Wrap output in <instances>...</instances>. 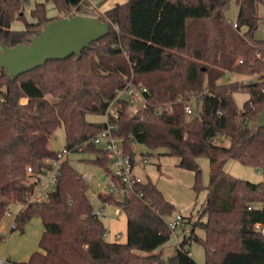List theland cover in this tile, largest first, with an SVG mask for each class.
Returning <instances> with one entry per match:
<instances>
[{"label":"trees","instance_id":"16d2710c","mask_svg":"<svg viewBox=\"0 0 264 264\" xmlns=\"http://www.w3.org/2000/svg\"><path fill=\"white\" fill-rule=\"evenodd\" d=\"M45 1L66 15L87 9L88 15L109 22L110 29L80 56L46 61L10 80L0 68V220L19 202L11 230L23 232L32 217H39L44 227L38 249L27 260L10 264H199L187 247L191 240L202 244L204 264H264V236L253 229L254 223L264 225V183L224 169L232 159L264 174V126L256 127L264 106V39L254 36L257 6L264 0H126L102 14L93 12L91 0ZM230 1L237 5L235 27L225 17ZM24 4L0 0V40L6 46L28 44L54 19L45 16V2H36L30 10L36 21H27ZM14 19L24 20V28L12 29ZM191 25L198 27L191 31ZM225 70L257 79L218 83ZM128 80L147 88V104L128 115L126 101L115 100L117 114L109 121L123 152L134 158L138 143L178 158L179 167L194 172L195 191L204 187L198 158L209 161L199 217L166 258L161 246L170 237L167 222L174 207L149 179L133 184L124 206L112 195L102 198L125 211L124 242L104 238L105 227L86 193L87 181L67 158L45 198L32 197L40 174L51 168L46 160L56 151L47 143L60 125L65 148L76 152L82 145L80 151L93 155L87 160L110 172L105 150L90 140L106 120L88 121L85 115L105 114ZM239 90L248 93L241 107L233 98ZM191 97L200 109L187 119L184 105ZM165 103L170 109L157 113ZM142 154L148 157V152ZM195 227L203 230L202 237Z\"/></svg>","mask_w":264,"mask_h":264},{"label":"rangeland","instance_id":"374dc122","mask_svg":"<svg viewBox=\"0 0 264 264\" xmlns=\"http://www.w3.org/2000/svg\"><path fill=\"white\" fill-rule=\"evenodd\" d=\"M91 6H93V12L95 14H102L100 11L108 6L111 3V0H92ZM121 0H114L113 3H117ZM36 2H45V16L49 18H59L66 16L64 12L59 11L54 7L51 2H46L45 0H25L23 15L24 19L27 21H36L35 17H32L30 14L31 8L34 7ZM99 7V9H98ZM87 9H83L81 13L87 14ZM90 11V10H89ZM257 13L259 16L258 28L254 32V36L258 39H264V3H260L257 6ZM237 14V5L234 1H230L226 10L225 17L229 22H234ZM202 24V23H200ZM24 20L14 19L11 22L10 27L12 29L16 27H24ZM198 25H191V31L194 28H197ZM244 30V28H242ZM257 75L247 76L240 73H237L232 70H225L222 75L218 78V83H229L234 81H255ZM130 81V80H128ZM127 81V82H128ZM233 98L238 107H241L243 102L248 98V93L245 91H236L233 93ZM22 102H26L27 99L22 98ZM191 107V113L186 114V118L190 119L191 117L197 116L200 109V102L195 98H192L189 103ZM137 105L135 107H127L126 112L128 115H135L138 112ZM86 120L93 122H100L105 120V114L101 113H92L88 112L85 115ZM225 144L228 143L227 140H221ZM49 144L51 149L54 151H60L65 145V131L63 125L58 126L52 133ZM135 157L140 159L143 157L142 153L148 152V163L137 170L140 174L142 180H151L156 184L158 189L162 192L164 198L168 200L174 207V211L179 212L183 218L171 230L170 237L166 243L161 246L162 257L166 258L171 255L177 244L183 240L185 236H188L191 233L193 228L192 222L197 220L199 215V209L204 203V200L207 195V189L205 186L209 181L210 167L208 158L205 156L198 158V165L201 170L200 182L202 188L198 191L193 189L194 182V172L188 169L179 167L177 164V158L170 155L159 154L161 150H151L144 146L143 144L134 143ZM92 154H86L82 151L71 152L67 154L66 158L69 163L74 167L80 174L90 173L91 176L87 178V196L89 198L90 204L93 211H96L100 207H103L99 218L101 219L104 227L105 233L104 238L107 241H118L124 242L126 240V213L115 201H120L123 195L117 189L109 190L107 186V175L109 172L101 165L94 163L93 161L87 160L92 158ZM109 169H112V164H108ZM224 169L229 172L232 176L250 180L253 182H259L262 180L263 174L257 171L255 168L250 166H245L238 161L228 160ZM53 169H46L45 172L41 173L39 180L37 181V191L42 197L46 196V192L53 188V183L50 182L51 174ZM118 181V180H117ZM112 195L114 200L111 203H106L102 200L104 195ZM21 207V203L13 202L8 212L0 220V261L9 259L11 261H18L17 256L9 254L4 249L8 242H10L11 247L16 243L17 248H21L24 243L32 245L35 251L38 249V242L35 244V233L34 229L24 230L20 232L18 230L10 231V225L14 214ZM168 219H172L171 217ZM205 216H201V220H204ZM34 222V221H33ZM32 226V225H30ZM43 230V229H42ZM13 235H9L12 234ZM42 233V231H41ZM40 233V236H41ZM194 233L197 236H203V230L199 227L194 228ZM116 234H120L116 238ZM20 236V238H18ZM39 236V238H40ZM10 237V238H9ZM16 240V241H15ZM20 241L21 243H18ZM23 241V242H22ZM39 241V239H38ZM190 249L191 256L199 263L204 264V248L202 244L196 240H191L187 245ZM2 264V263H0Z\"/></svg>","mask_w":264,"mask_h":264},{"label":"water","instance_id":"95a60500","mask_svg":"<svg viewBox=\"0 0 264 264\" xmlns=\"http://www.w3.org/2000/svg\"><path fill=\"white\" fill-rule=\"evenodd\" d=\"M109 29V22L85 13L50 20L28 44L6 46L0 40V68L10 80L46 61L60 60L73 54L80 56L82 49L106 35ZM263 126L264 106L256 118V127ZM120 203L123 206L128 203L126 193ZM242 230L248 231L245 226Z\"/></svg>","mask_w":264,"mask_h":264},{"label":"built area","instance_id":"2783aa9c","mask_svg":"<svg viewBox=\"0 0 264 264\" xmlns=\"http://www.w3.org/2000/svg\"><path fill=\"white\" fill-rule=\"evenodd\" d=\"M232 25L235 27L236 23L233 22ZM4 88L0 86V101L3 100ZM147 92V88L141 84H136L131 80L128 81L125 86L119 91L114 100H112L105 111V120L106 127L98 132L95 136H93L90 140L93 144L102 147L105 150V156L108 159L109 163L112 164V169L107 175V186L109 190L117 189L122 195L124 193L128 194L132 192V186L134 183L142 182V178L140 175L134 172L135 160L129 154L123 152L120 144V139L114 136L111 132L113 128V124L109 121L110 116H116V102L117 98H123L129 107H135L137 105V109H141L146 106L147 99L145 93ZM195 97H191L188 101H186L184 105L185 114L191 113V107L189 105L190 100ZM197 99V98H195ZM170 104L165 103L163 105L158 106L156 109L157 113H160L162 110H169ZM77 150L80 151L82 145H78ZM72 149H68L63 147L60 151H56V155L52 159H47V162H50L51 168L53 169V173L51 174L50 182L55 184L56 178L59 175V167L60 162L66 158L67 154L71 153ZM142 162L146 163L148 161V157L143 156ZM30 170V168H28ZM82 177L87 180L91 176L90 173L81 174ZM116 179V180H115ZM118 180V181H117ZM264 183V174L261 180ZM121 183L122 187H118V184ZM140 194V193H139ZM39 200V199H37ZM122 200V199H121ZM120 200V201H121ZM107 203V202H106ZM103 210V207H100L96 211H93L94 214L99 216ZM170 220H168L167 225L170 229H174L175 226L182 219V215L179 212H174L171 215ZM253 229L257 230L264 236V225L261 223H254ZM120 234H116V238L119 237ZM2 264H10L11 260L5 259L4 261H0Z\"/></svg>","mask_w":264,"mask_h":264},{"label":"crops","instance_id":"0c3cea01","mask_svg":"<svg viewBox=\"0 0 264 264\" xmlns=\"http://www.w3.org/2000/svg\"><path fill=\"white\" fill-rule=\"evenodd\" d=\"M126 0H121V1H119V2H117V3H123V2H125ZM91 2L93 3V1L91 0ZM114 2V0H111V3H109L108 4V6L106 7V8H104V9H101L100 11H102V12H104L106 9H108V8H110V7H112V6H114L115 4H117V3H113ZM94 4V3H93ZM98 9H99V7H98ZM24 27H16V28H14V29H23ZM258 28V27H257ZM256 28V29H257ZM223 140V139H222ZM47 145H48V147L49 148H51L50 147V144H49V142L47 143ZM142 157L140 158V159H136V157H134V160H135V165H134V172L136 173V174H138V175H140L138 172H137V170L138 169H140V168H142V167H144L147 163H148V161L146 162V163H143L142 162ZM177 163H178V158H177ZM35 179V177H32V178H30L29 179V181L28 182H30V181H32V180H34ZM39 180V179H38ZM37 180V181H38ZM37 186V185H36ZM48 192V191H47ZM47 192H46V194H47ZM34 199H44L45 197H42L40 194H39V192L37 191V187H35V189H34V193H33V196H32ZM22 206V205H21ZM21 208V207H20ZM19 208V209H20ZM18 209V210H19ZM174 212H176V211H174ZM182 218H183V216H182ZM34 221V222H33ZM12 222H13V219H12ZM12 222H11V225H10V231H12L11 230V226H12ZM30 225H32V226H30ZM32 230V229H34L35 231H36V233H35V244L38 242V239H39V236H40V233H41V231H43L42 229H44V227H43V223H42V221H41V219L39 218V217H32L26 224H25V226H24V230ZM24 232V231H23ZM22 233V232H21ZM9 235H13V233L12 234H9ZM1 237H2V235H1ZM10 238V237H9ZM18 238H20V236L18 237ZM16 241V240H15ZM18 243H21L20 241H17ZM23 242V241H22ZM1 247V246H0ZM5 250H6V252H8L9 254H12V255H14V256H17V260L18 261H24V260H27L28 259V257L30 256V254L33 252V250H34V247H33V244L32 245H30L29 246V244H25L24 243V245H22L21 246V248L19 247V248H17V245H16V243L11 247V245H10V242H8L7 243V245L5 246V248H4ZM37 250V249H36ZM189 251H190V249H189ZM191 254V253H190Z\"/></svg>","mask_w":264,"mask_h":264}]
</instances>
